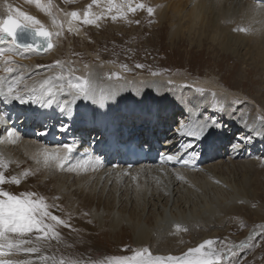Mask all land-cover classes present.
I'll list each match as a JSON object with an SVG mask.
<instances>
[{
    "label": "bare ground",
    "instance_id": "1",
    "mask_svg": "<svg viewBox=\"0 0 264 264\" xmlns=\"http://www.w3.org/2000/svg\"><path fill=\"white\" fill-rule=\"evenodd\" d=\"M125 1L132 6L140 0ZM149 1L159 5L154 8L157 21L169 23L168 36L172 46L176 40H183L185 36L188 39L192 36L195 45H200L202 40L208 39L215 44L218 54L228 55L254 71H264V0ZM41 2L47 3V0ZM16 9L39 19L45 29L53 32L57 30L52 25V18L27 0H0V19L9 14L16 17ZM53 10L58 16L57 24H63V28L69 30L67 21L70 17L66 18L55 5ZM78 21L76 24L71 21V38L81 36ZM84 25L82 22L81 26ZM241 27L248 30H236L234 33V29ZM0 37L5 40V43L0 44V49L4 50L0 53V77L4 78L5 92L8 83L14 82L21 95L28 94V99H41L46 103L49 98L38 93L33 95L28 91L34 85L38 86V82L45 78L62 76L61 83L65 88L71 82L73 74L82 80L87 78L92 81L95 91L91 100L77 99L63 111L65 100L71 99L66 93H59L51 97L50 104L46 103L51 108L58 107L57 114L51 113V118H55L58 124L72 119L78 123H96L98 118H104L108 124L127 129L128 134L133 131L144 142L143 146L148 145L145 141L150 136L154 138L164 135L165 140L161 144L165 147L164 152L168 155L183 153L187 162L197 155H209L197 170H189L186 165L174 166L172 161L167 159L160 165L142 164L128 169L123 166L102 165L97 156H86V148L81 145L76 149L71 161L64 163L63 171L56 167L45 168L42 158L41 163L37 164L33 156L45 147L50 150L55 148L37 137L20 133L22 129L15 132V142H10L12 138L7 136L8 126L4 122H13L14 118L8 115L16 116L21 109L16 103L10 102L19 100L0 95V101L4 98L9 106L7 115L0 121V141H3L0 143V156L4 160V167L0 171L6 176H19L23 171L30 170L29 175L20 177L19 185L5 183L0 185V188L18 196L27 192L43 196L49 205H59V212L63 215L66 212L72 213L71 218L77 223L76 227L67 230L60 227L58 230L61 233V242L52 241L50 246L42 249L41 255L54 257L59 261L58 256L65 249L72 251L86 248L92 242L90 233L96 231V226H102V221L110 229V233L124 224L136 245L150 249L153 257L165 259L173 255L181 257L189 248H194L205 240L216 241L220 235L216 227L227 225L232 226L234 230L243 227V224L235 223L241 214L240 201L251 200L256 203L254 186L264 183V119H261L264 117V100L258 96V90L255 97H249L251 101L248 106L245 95L241 94L242 98L236 91L229 92L231 90L220 82L199 81L200 78L173 77L176 79L173 80L175 85L168 87L157 77L159 75L148 72V77L138 81L127 79L115 82L116 74L112 75L114 69L95 66L80 68L78 65L73 66L61 61L60 65H55L64 50L62 46H58L60 37L56 35L51 37L54 47L43 53L15 47L8 42L10 38L2 33ZM243 50L249 54L250 60H244L241 56ZM9 59L11 63L7 66L13 69L11 73L2 70ZM39 63L51 68L38 69ZM239 78L243 82V77L238 76L237 79ZM187 86L195 93L201 92H197V89L215 92L220 106L216 107L212 102L203 104L205 97L200 98L189 92ZM222 106L237 107L238 113L227 116L221 113ZM249 110L254 116H247ZM176 118L178 125L174 126ZM218 118L221 120L218 121ZM22 122L18 120L19 124ZM200 124H205L208 129L200 139L188 134ZM185 125L188 128L182 127ZM140 127H145L147 132L144 129L143 134L139 132ZM168 128L170 130H166ZM93 134L99 137V133ZM122 136L119 135V138ZM91 139L92 136L90 143L93 141ZM80 165L83 167H78ZM257 167H261V172L254 169ZM72 168L76 170L69 171ZM225 180L229 184L230 193L218 188L219 183L226 185ZM46 191L52 196L46 195ZM54 197L59 199L54 200ZM256 206L260 205L256 203ZM255 210L251 212L255 221L264 222V214L256 208ZM153 211L155 212L152 213L150 224L147 226L141 221L142 214ZM86 220L89 224L83 225L81 222ZM91 225L94 226L93 229ZM177 225L186 229V239L180 236ZM70 230L72 232L68 235ZM0 255L8 257L14 264L27 261L32 264H53L52 259L43 262L36 254H9L7 249ZM234 257L231 259L233 262L237 261V256ZM67 261L70 259L67 258ZM105 263L107 260L102 258L101 264Z\"/></svg>",
    "mask_w": 264,
    "mask_h": 264
},
{
    "label": "rangeland",
    "instance_id": "2",
    "mask_svg": "<svg viewBox=\"0 0 264 264\" xmlns=\"http://www.w3.org/2000/svg\"><path fill=\"white\" fill-rule=\"evenodd\" d=\"M115 2H119V4L117 3L118 5H124L122 12H117L115 8L111 12H108L106 0H99V3L92 5L91 8H88L91 0H52V4L63 14L77 11L82 15V18L72 20L73 24H76L77 20L83 19L84 11H88L92 19H95L96 15L103 13L101 19L94 24L81 26L82 22L79 23L78 21V26L80 25L79 31L81 32V36L78 38H71L70 33L72 32L65 28L62 29V35L59 36L61 43L59 42L58 46H62L64 50L62 57H58L57 61L73 64V66L78 65L80 68L95 66L114 69L112 70V75L116 74L114 78L115 82L127 79L138 81L141 78L148 77V72H155L159 75L157 77H160V80L164 81L168 87L175 85L173 80L176 79L173 77L178 79L200 78L199 81L211 80V82H220L231 90L229 92L236 91L242 98L241 94L245 95L244 98H246L248 106L250 105V98L255 97L257 94L256 90L259 91L258 96L260 99L264 100V71H254L251 67L234 61L228 55L218 54L214 47L215 44L211 43L208 39L202 40L203 42L200 45L198 43L195 45L193 44L195 41L192 36L189 39L185 36L183 40H176L172 46L169 43L168 36V33H170V28H168L169 23L157 21L156 10L154 8H158L159 5L156 6V3H150L149 0H140L131 6L135 11H128L129 4L127 1L115 0ZM140 4H143L144 7H138ZM150 5L153 9L152 13H154L151 15L147 11ZM53 13L56 16L54 10ZM112 15H116L118 18L113 20L111 19ZM234 33H236V30H234ZM241 56L247 61L251 59L249 54H246L244 50L241 52ZM138 64L143 67H136ZM37 68L49 70L51 67L42 66L39 63ZM238 76L243 77V82L240 78L239 80L237 79ZM70 81L71 83H78L82 82V79L73 74ZM218 86L222 88L220 84ZM187 87L188 91H191L194 95L200 98L205 97L203 104L207 103L208 105L212 102L216 107L220 106L215 92L202 91L195 93L192 88ZM222 107L221 113L227 116L238 113L237 107ZM249 111H247V116H254V113L251 110ZM209 113L213 115V113ZM209 119H212V117H209ZM219 120L221 118H218ZM177 121L178 118L174 121V126L178 125ZM213 125L215 126V123ZM254 169L261 172V167ZM225 183L226 185L219 183L218 185L221 188L220 186L218 188L223 192L230 193L229 184L226 180ZM254 191L256 194L255 198H257L256 203L260 205L259 207L251 200L240 201L242 204H239V206H242L241 214L236 218L235 223L243 224V227L239 230H234L232 226L227 225L216 227V231L220 235L216 238L218 243L215 249L219 252L227 253L224 256V264H264V247L262 248L264 242V222L255 221L254 216L251 214L252 211H256L255 208L264 214V183L255 185ZM46 195L52 196L48 191H46ZM101 209H103V205H101ZM52 212L71 224L73 228L76 227L77 223L73 222L71 218L72 213L66 212L63 215L59 212V208H55ZM154 212H148L147 214L144 212L141 221L148 226L150 224V217H152V213ZM85 216L87 215L85 214ZM247 222L250 224H247ZM81 223L83 225L89 224L87 220ZM101 225V228L96 226V231L90 233V237H92L90 238L92 241L90 245L84 249L80 248L72 251L65 249L58 256V259L63 258L67 261V258H69V264L72 261H78L80 264H101V259L103 258L107 260L105 264H109L111 258L130 257L136 251L143 249L134 243L133 237L129 235L124 224L119 225L113 233H110V229H108L105 222L102 221ZM61 227L67 230V227ZM91 228L93 229L94 226L91 225ZM199 229L202 230L200 226ZM177 231H179L181 237L186 239L187 231L185 229L180 227ZM71 232L70 230L68 235ZM247 245L251 246L246 247ZM239 248L244 249L241 251ZM148 250L150 251V249ZM235 255L237 256V261L234 260L235 262H233L231 259Z\"/></svg>",
    "mask_w": 264,
    "mask_h": 264
},
{
    "label": "snow or ice",
    "instance_id": "3",
    "mask_svg": "<svg viewBox=\"0 0 264 264\" xmlns=\"http://www.w3.org/2000/svg\"><path fill=\"white\" fill-rule=\"evenodd\" d=\"M28 3H34L35 6L46 15L52 18L51 22L56 31L46 30L41 21L31 15H28L19 9H16V17L9 14L6 18L0 19V33L6 35L9 39V43L15 47L23 48L25 50L33 49V44L21 42L19 36L26 35L31 37L33 40L37 38H43L47 44V49L54 47L51 42V37L56 35L59 37L62 34L63 24H57L56 16L53 13L54 5L52 0H47V3H42L41 0H27ZM99 0H91L92 5L98 4ZM108 12H111L113 8L117 12H122L124 5H117L115 0H107ZM10 12L12 11L11 5L8 6ZM138 7L143 8L144 5L140 4ZM128 11H135L130 5ZM148 13L151 15L153 9L147 8ZM65 17H70L68 25L69 31L72 30V20L78 19L80 14L77 11L71 13H64ZM103 13L96 15L95 19L90 18L88 11L83 12L82 22L85 24H94L96 21L101 19ZM22 18V19H21ZM118 17L112 15L111 19L116 20ZM138 23V21H137ZM238 31H247L245 28L234 29ZM5 43V40L0 37V44ZM39 46H37L38 49ZM3 49H0V53H3ZM11 63V60L5 62V66L2 69L5 72L11 73L13 69L7 65ZM60 61H56L55 65H60ZM136 67H143L142 65H136ZM158 75V73H153ZM111 79V77H109ZM63 80L62 76L48 77L38 82V86L34 85L28 91L36 95L37 93L42 97H47L46 103L50 104L51 97L56 96L59 93H66L71 99L65 100L62 107V111L67 108L68 104L75 103L77 99L91 100L94 97V86L90 79H83L82 82L68 83L67 88L61 83ZM4 78L0 77V95H6L8 98L13 100H19L21 103H25L23 96L16 88L15 83L11 82L7 85L5 92ZM197 91H203V89H197ZM235 102V101H234ZM3 117L0 116V121H3ZM264 119V117H261ZM208 129L205 124H200L194 131H190L188 134L193 137L200 139ZM7 136L12 138L10 142H15L16 133L12 128L7 129ZM3 143V141H0ZM74 151V145L63 144L55 149L43 148L38 150L34 154L33 159L36 160L37 164L42 163L45 168L56 167L61 171L64 170V163L70 158L71 153ZM181 157H177L174 154L167 155V161H179ZM187 164V161H184ZM4 167L3 157L0 156V169ZM78 167H83L80 165ZM75 168L69 169V171H75ZM30 170H25L20 173L19 176H6L3 171H0V185L5 183H13L19 185L21 176L29 175ZM181 177H178V179ZM54 200H58L59 197H54ZM59 205H49L46 202V198L39 196L38 194L27 192L15 195L11 192L4 191L0 188V254H3V250L7 249L8 253H26L36 254L40 261L47 262L52 259L53 264H69L68 261L61 258L56 261L54 257L41 255L42 249L50 246L52 241L57 243L61 242V233L58 230L61 226L71 229V224L63 220L61 217L53 214L51 208H59ZM180 228L179 225L176 226ZM186 230V229H185ZM217 242L214 240H205L200 245L189 248L181 257L168 256L166 258L153 257L151 252L147 249H141L136 251L130 257H114L109 260V264H224V256L226 252H219L215 249L214 245ZM231 251V249H229ZM3 264V262H0ZM12 264V262H7ZM21 264H32L31 261L21 262ZM71 264H80L78 261H72Z\"/></svg>",
    "mask_w": 264,
    "mask_h": 264
},
{
    "label": "water",
    "instance_id": "4",
    "mask_svg": "<svg viewBox=\"0 0 264 264\" xmlns=\"http://www.w3.org/2000/svg\"><path fill=\"white\" fill-rule=\"evenodd\" d=\"M19 38H20L21 42H23V43L33 44V49L39 53H43L46 50H49V49H47V44L43 38H37L36 40H33L31 37L26 36V35L24 36L22 34L19 36ZM37 46H39L38 49H37Z\"/></svg>",
    "mask_w": 264,
    "mask_h": 264
}]
</instances>
